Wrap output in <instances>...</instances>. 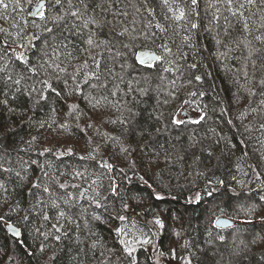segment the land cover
<instances>
[{
  "label": "trees",
  "instance_id": "1",
  "mask_svg": "<svg viewBox=\"0 0 264 264\" xmlns=\"http://www.w3.org/2000/svg\"><path fill=\"white\" fill-rule=\"evenodd\" d=\"M85 2L89 4L88 15L111 22L96 30L98 39L109 41L111 51H106L102 46L92 54L103 52L105 59L102 61V68L104 64L109 67L115 65V71L122 80L110 77L104 72L97 87L83 86L88 95L108 97L107 101H102L106 106L97 111H92L87 102L78 95L68 97L67 103L63 100L54 102L57 108L56 123L67 122V131L57 129L56 124H53L55 130L38 127L43 120L51 123L52 114L48 106L29 111L23 116L0 113V121L7 125V130L0 127V165L11 169L10 172L0 171V182L7 188V191L0 190V217H3L0 220V264H107L109 257L111 264H128L120 251L122 246L118 242L119 238L112 231L119 222L105 224L92 219L93 213L108 219L109 215L115 216L117 212L127 217L124 223L130 232L142 228L153 241L152 244L138 249V264H158V257L174 260L188 257L191 264H264V201L259 199L260 195H264V189H261V183L264 182V163H260L261 155H264V146L261 144L264 134L258 130L259 124L264 122V113L248 112V109L259 106L261 97L250 96L246 91L247 87L258 90V81L264 78V45L254 39L256 35L264 34V28H259L261 17L264 16V5L257 0L255 6H249L245 11V16L250 17L249 24L253 29L247 39L252 40L253 46L261 48V53L258 57H253L257 61L256 69L249 62L248 71L252 79L245 88H241L240 84L245 83L242 74L239 83L234 75V66L237 64L234 57H239L241 51L228 52L225 45L235 48L231 41L244 38L242 24L225 11L223 6H220L222 15L219 24L213 23L214 8H210L209 4L214 3V0H199V16L192 17L199 24L194 36V42L198 45L195 55L183 46L181 36L174 35L171 28L167 33H159L155 37V44L161 41L168 43L173 53H177L178 47L190 53L185 59H179L178 55L175 57L180 70L172 73L149 69L143 65L128 67L122 72L120 64L123 60L116 55L117 52H126L127 62L135 64V52L140 47L145 52L155 50L152 41L145 45L137 41L138 48L131 51L124 49L122 45L129 43V39L119 36L118 33L133 20L137 32L149 31V21L153 25L158 22L168 27L170 21L164 19L166 9L160 5L159 0H148V6L155 9V16H150L145 10L144 0ZM35 6L36 0H33L31 6L25 5L24 13L12 12L10 7L8 13L4 14L7 19L0 18V28L14 34L15 29L11 26L16 23L22 25L27 33L36 31L31 23L33 18L27 15ZM125 12L126 18L120 15ZM225 16L228 17L227 22L223 18ZM225 29H228L229 35L224 34ZM150 31L158 32V29L153 27ZM217 38L223 41L222 45H216ZM4 39L10 38L0 33V40ZM10 47L16 46L10 44ZM84 59L87 57L80 54L79 60H72L70 64L65 61L68 71H73V67ZM192 63H196L198 67L190 69L189 65ZM15 70L23 71L19 68ZM193 74L201 75L203 81L188 83ZM136 81L139 82L136 86L145 90L146 95H141L139 91L126 95L127 84ZM59 87L63 89V84H59ZM194 91L204 92L205 95L193 97L190 93ZM111 92L117 94L113 96L110 95ZM73 103L78 104L88 115L79 120L69 119L66 116L67 104ZM186 105L200 115L206 113V118L199 124L194 123L195 120L185 119L183 125H172L170 115L178 112L179 117L185 116L184 112L182 115L180 112ZM129 108L133 112L144 111L145 115L149 112L156 115L164 113L165 119L155 123V129L160 131L157 133L153 129L152 135L144 138L122 136L123 125L108 121L128 118ZM221 109L227 111L222 114ZM242 111L247 112V115L241 121L237 117ZM29 116L33 117L31 124L28 123ZM229 120L232 121L231 124L228 123ZM89 123H93L95 127L87 128ZM152 123L149 121V124ZM245 125L251 131L245 132ZM81 128L86 129V134L80 131ZM102 133L118 137L129 148L130 154L121 153L118 145L109 147L111 141ZM34 136L36 140L29 144ZM241 139L244 144H240ZM233 144L236 145L235 148L232 147ZM97 145L101 146L99 153L94 154V160L88 159ZM45 148L52 151L39 155ZM68 149L72 150L71 155L67 154ZM61 152L66 154L61 156ZM209 152L213 153L210 161ZM243 152H247V155H243ZM217 157L220 159L217 160ZM101 160L111 163L115 170L109 172L102 169L99 166ZM33 161L37 163L34 164ZM237 165L242 171H236ZM248 165H255L259 169L261 180L255 179V173ZM202 171L206 172V176L197 175ZM230 171L247 182L243 186L233 185L239 198L228 192L218 196L211 204L207 197L200 204L190 202L191 195L196 191L203 194L206 180L214 173L230 181ZM16 172L21 173V178L15 175ZM42 172L49 173L53 179L43 177ZM76 172L82 173L83 177L75 176ZM244 172L248 175L245 176ZM37 178H40L41 188L31 189ZM110 178H114L119 185L121 198L109 196ZM94 180L95 184L92 183ZM59 184H65L67 188L62 189ZM45 185L50 188V193L43 192ZM72 185L79 187L73 188ZM30 189L34 195H28ZM84 190H87V198L81 200L79 193ZM220 190L224 191L223 188ZM97 192L102 196H109L108 213H104L103 209H96L90 203ZM68 194L77 197L70 208L63 204V199ZM53 199L61 208L66 209L74 222L64 218L57 221L56 210L51 208ZM122 201L128 205L126 209L122 208ZM238 205H254L256 210L252 215H245L237 212ZM220 208L225 209L223 214L219 211ZM45 215L50 218L45 220ZM157 217L162 220L163 228L154 223ZM216 217H228L241 223L230 229H219L213 227ZM249 220L251 223L244 222ZM5 222L19 227L22 238L11 237L5 229ZM77 223L79 228L76 227ZM54 224H58L60 232L53 228ZM209 231L211 235L208 234ZM44 234H48V239H45ZM56 235L61 237L59 241L55 239ZM219 235L225 236L223 242L218 239ZM254 239L255 243L252 242ZM93 242L97 244L95 249L90 247ZM160 251L165 255L159 256Z\"/></svg>",
  "mask_w": 264,
  "mask_h": 264
},
{
  "label": "snow or ice",
  "instance_id": "2",
  "mask_svg": "<svg viewBox=\"0 0 264 264\" xmlns=\"http://www.w3.org/2000/svg\"><path fill=\"white\" fill-rule=\"evenodd\" d=\"M261 5H264V0H260ZM33 0H0V18L7 19L4 15L8 13L11 7L12 12L24 13L26 8L25 5L31 6ZM145 10L150 16H155V9L148 6V0H144ZM160 5L166 9L164 13V19L170 21L168 27L160 23L152 24L149 21L147 28L149 31L141 30L137 32L135 28V20L129 22L128 26H124L122 30L118 33L121 37H128L129 43L123 44L124 49L133 50L139 46L136 44L137 41L141 42V45H145L148 41H152L155 44V37L159 33H167L169 28L173 29L174 35L181 36L182 44L190 50V53L195 55L198 51V45L194 42V36L199 29V24L195 22L192 17H198L199 13L197 8L199 6V0H159ZM257 0H214V3H210L209 7L214 8L212 22L219 24L221 19V7L227 11L232 17L238 19L242 24V30L244 33L243 39H233L231 43L235 45V48L229 47L228 52H233L235 50H240L241 55L239 57H234L237 60V64L234 66V75L237 77V83H239V77L242 74L244 79V84H240L241 88H245L247 84L250 83L252 77L249 76V62L253 69L257 68V61L253 57H258L261 53V48L253 46L252 40L247 39L248 35H251L252 28L249 24L250 17L245 16V11L248 10L249 6H255ZM99 7V5H96ZM89 4L85 0H36V6L27 13L29 17H32V25L36 29L31 33H27L22 25L13 23L12 28L15 29V33L12 31L0 28V33L5 37L10 39L0 40V113L7 112L9 116H23L27 115L29 111H35L36 109L43 108L45 106L49 107V111L52 114L50 116L51 123L49 120L40 121L38 127L40 129L48 128L53 129V124H56V128L67 131L69 129V124L67 122L57 124L55 119V114L57 108L54 106V102H59L63 100L67 103V98L73 95H78L84 99L90 106L92 111L99 110L102 106V101H107V96H92L88 95L84 91L83 86H89L92 88L97 87V83L101 81V75L106 72L108 76L115 79H121L122 77L115 71V65L109 67L107 64L103 65L102 61L105 59L103 52H98L97 55H93V51L100 49L102 46L105 47L106 51H111L109 47V41L100 40L97 38V29H100L104 24L111 23L110 21L98 20L95 16L88 15ZM139 11V9H137ZM116 15V14H114ZM125 18L127 13H120ZM227 22L228 17H223ZM158 29V32L150 31L152 28ZM259 28H264V16L261 17V23ZM256 29L257 31L259 30ZM225 35H229L228 29H225ZM255 41L260 42L264 45V34L256 35L254 37ZM79 41V43H77ZM174 43V41L172 42ZM217 46L223 44L220 39H215ZM10 44H15V48H11ZM19 49V51H17ZM69 49H72L71 51ZM189 52H184L178 47L177 53H173L172 47L168 43L161 41L159 44H155V50H149L145 52L142 47L139 51L135 52V64H129L127 62L126 52H117L116 55L120 56L123 62L120 64V69L123 72L128 67L145 66L149 69L162 70L163 72L172 73L174 71L178 72L180 70V65L178 60L175 58L177 55L179 59H185ZM246 53V54H245ZM80 54H83L87 59L82 60L78 65L73 67V71H68V65L65 61L70 64L72 60H79ZM220 55H227V53H220ZM36 59H33V57ZM97 56L100 58L98 59ZM148 57L146 60L144 57ZM171 57V58H170ZM91 61V63H89ZM14 65L15 67H11ZM198 65L192 63L189 65L190 69H196ZM23 69V71H16L15 69ZM31 81V83H28ZM71 81V83H69ZM193 81L202 82L203 77L201 75L193 74L188 80V83ZM59 84H63V89L59 87ZM139 82H129L127 84V94H132L137 91L141 95H146V91L139 89L136 85ZM175 86V81H173ZM259 89L252 87H247L246 91L250 96L261 97L259 101V106L257 108H250L248 112L251 113H264V78L258 81ZM107 87L106 85H102ZM116 92H111L110 95H116ZM191 96L195 97L197 95L203 96L204 92H192ZM166 102V101H165ZM187 103V102H186ZM26 105V107H25ZM19 109V111H18ZM226 109H221L222 114L226 112ZM130 116L126 119L119 121H108L109 123H120L123 125L121 130V135L127 138L139 136L144 138L146 136H151L153 129H155V123L165 119V114L160 113L156 115L154 113H147L145 115L144 111L133 112L131 108L128 109ZM88 115L83 112L78 104H67L66 116L69 119L75 118L79 120L82 116ZM247 112L242 111L237 119L241 121L246 117ZM179 113H172L170 115V123L174 126L183 125L185 120L178 118ZM206 118V113L201 114L198 120L193 121L199 124ZM91 119V117H89ZM152 121V124H149ZM33 122V117H28V123ZM228 123H232L231 120ZM79 128V125H76ZM0 127H5L7 130V125H4L0 121ZM93 123H89L87 128H94ZM258 130L264 134V122H261L258 126ZM81 132L86 134V129L81 128ZM99 132V130H97ZM159 129H155V132H159ZM244 131L249 132L251 128L248 125L244 126ZM102 135L111 141L112 145H118L121 153H129L128 147L119 140L118 137H113L108 133H102ZM36 137H32V141H35ZM91 143V141H89ZM240 144H244L243 139H241ZM262 146H264V141H261ZM100 145L93 148V153L89 154L88 159H95L94 154H98L100 150ZM233 148L236 147L235 144L232 145ZM52 150L45 148L39 155H44L45 153H50ZM66 153L61 152L59 155L63 156ZM68 155L72 154V150L68 149ZM213 153H208V159L211 160ZM243 155H247V152H243ZM80 159H85V157H80ZM199 159V158H197ZM220 158L217 157V160ZM32 163H37L33 161ZM260 163H264V155H261ZM99 166L102 169H106L109 172L114 171V166L104 160L100 161ZM228 168L227 165H218V167ZM134 167V165H133ZM248 167L255 173V179L261 180V172L255 165H248ZM43 169V166L41 165ZM0 171L10 172V168H4L0 165ZM123 172V169H120ZM236 171H242L239 165L236 166ZM245 176L248 175L247 172L243 173ZM15 175L21 178V173L16 172ZM43 177L48 179H53L49 176V173L42 172ZM198 176H206V172H198ZM75 176L83 177V174L76 172ZM230 181L225 178L220 177L218 174L214 173L213 176L206 180V186L204 188L203 194L200 191H196L190 197V202L200 204L204 201L205 197L208 198V203L214 202L218 196L226 195L231 192L235 197L239 198V193L233 185L243 186L247 182L243 179L238 178L235 172H229ZM143 179V177H141ZM93 184L96 181H92ZM146 183V182H145ZM215 185V186H214ZM62 189L67 188L65 184H59ZM73 188H78V185H72ZM102 187V185H101ZM119 185L115 182L114 178H110L109 183V196L113 198H121V193L118 191ZM41 182L40 178H37L35 182L32 183L31 189H40ZM221 188L224 189L221 192ZM29 190L28 195H34L32 190ZM261 189H264V182L261 183ZM0 190L7 191L6 186L0 182ZM43 192L50 193V188L45 185L43 187ZM87 190L81 191L79 193V199H86ZM109 196H102L100 192H97L95 196L91 198L90 203L95 206L96 209H103L104 213L109 212V205L107 201ZM157 199H160L157 196ZM259 199L264 201V195H260ZM77 197L68 194L66 199H63V204L69 208L72 206L73 201H76ZM38 203L43 204V201H38ZM128 205L123 203L122 208H127ZM51 208L56 210L57 221L60 218H64L69 222H74L68 215L66 209L61 208L60 204L56 200L51 201ZM208 210L207 207L205 209ZM237 212H243L245 215H252L255 212L254 205H238ZM221 214L225 211L224 208H220ZM50 217L48 215L44 216L45 220ZM3 217H0L2 220ZM92 219L100 223H111L119 222V224L112 229L116 237L119 238V244L122 246L120 251L122 252L124 258L127 260L128 264H138V259L136 253L138 249L144 248L146 245L152 244V239L149 238V233H146L142 228H137L135 232H130L127 225L124 223L127 220L125 215H121L119 212L115 216L109 215L108 219H104L102 215L93 213ZM245 223H251V221H244ZM154 223L160 228L164 227V224L160 218H155ZM219 223V217L213 221V227ZM87 226V221H86ZM79 228V224H76ZM53 228L60 232L61 228L58 224H54ZM211 235V231L208 233ZM16 235L19 236L20 233L17 231ZM45 239H48V234H44ZM55 239L59 241L61 237L59 235L55 236ZM218 239L223 242L225 236L219 235ZM255 243V239L252 241ZM92 249L97 247L96 242L90 246ZM187 247V242L185 244ZM43 250V246L41 247ZM112 251V250H109ZM115 254V252H112ZM103 255V253H101ZM159 256H164L165 253L160 251ZM172 255L175 253L173 251ZM107 264H111L110 257L108 258ZM187 264H191V260H187Z\"/></svg>",
  "mask_w": 264,
  "mask_h": 264
},
{
  "label": "rangeland",
  "instance_id": "3",
  "mask_svg": "<svg viewBox=\"0 0 264 264\" xmlns=\"http://www.w3.org/2000/svg\"><path fill=\"white\" fill-rule=\"evenodd\" d=\"M19 51V49H17ZM185 113V116H180L179 118L182 119H188V120H198L200 117V114L197 111H194L192 108H190L188 105H186L180 112V115ZM236 223V225L240 224L241 221L233 219ZM243 223V221H242ZM188 257L178 260L174 259H166L165 257H158L157 262L158 264H187Z\"/></svg>",
  "mask_w": 264,
  "mask_h": 264
},
{
  "label": "water",
  "instance_id": "4",
  "mask_svg": "<svg viewBox=\"0 0 264 264\" xmlns=\"http://www.w3.org/2000/svg\"><path fill=\"white\" fill-rule=\"evenodd\" d=\"M147 52V51H146ZM146 60L148 59V57H144ZM185 114V113H184ZM236 226V223L234 220H232L231 218L228 217H220L219 218V223L216 224V227L219 229H230ZM5 229L8 232V234L15 238V239H21L22 238V231L19 227H17L16 225L12 224V223H7L5 222ZM19 232L20 235L17 236L16 232Z\"/></svg>",
  "mask_w": 264,
  "mask_h": 264
}]
</instances>
